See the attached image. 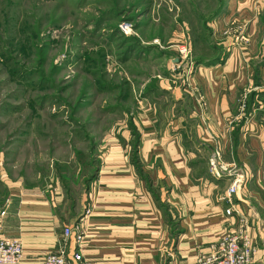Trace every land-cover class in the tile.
Wrapping results in <instances>:
<instances>
[{
	"label": "rangeland",
	"instance_id": "1",
	"mask_svg": "<svg viewBox=\"0 0 264 264\" xmlns=\"http://www.w3.org/2000/svg\"><path fill=\"white\" fill-rule=\"evenodd\" d=\"M240 46L264 65V0H0V171L69 211L113 142H137L163 57L183 74Z\"/></svg>",
	"mask_w": 264,
	"mask_h": 264
},
{
	"label": "crops",
	"instance_id": "2",
	"mask_svg": "<svg viewBox=\"0 0 264 264\" xmlns=\"http://www.w3.org/2000/svg\"><path fill=\"white\" fill-rule=\"evenodd\" d=\"M255 52L235 47L224 62L183 74L163 57L158 92L139 101L137 142H113L88 198L69 211L47 186L2 168L3 233L21 239L19 264L55 250L65 226L75 228L68 249L95 264H195L241 216L256 246L253 264H264V65ZM215 146L247 175L234 215L222 198L230 179L208 171Z\"/></svg>",
	"mask_w": 264,
	"mask_h": 264
},
{
	"label": "built area",
	"instance_id": "3",
	"mask_svg": "<svg viewBox=\"0 0 264 264\" xmlns=\"http://www.w3.org/2000/svg\"><path fill=\"white\" fill-rule=\"evenodd\" d=\"M181 51H185L182 49ZM192 66V65H191ZM244 109L245 103H242ZM223 149L215 146L208 158V171L216 178L228 177L230 184L222 197L227 203L225 213H239L235 202L236 196L246 185L247 175L235 162H227L223 157ZM89 209H87L88 212ZM6 214L0 202V264H19L23 258V243L20 238H10L3 233V218ZM241 226L235 231L225 232L211 251L198 257L196 264H253L256 246L247 230L246 217L240 218ZM73 226H65L64 242L49 252L38 264H95L85 257L79 248L69 250L67 240L74 235ZM77 241L79 240V235Z\"/></svg>",
	"mask_w": 264,
	"mask_h": 264
}]
</instances>
